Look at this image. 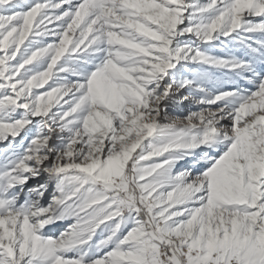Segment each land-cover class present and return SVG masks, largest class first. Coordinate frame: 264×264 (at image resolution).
<instances>
[{
    "label": "snow or ice",
    "instance_id": "1",
    "mask_svg": "<svg viewBox=\"0 0 264 264\" xmlns=\"http://www.w3.org/2000/svg\"><path fill=\"white\" fill-rule=\"evenodd\" d=\"M0 264H264V0H0Z\"/></svg>",
    "mask_w": 264,
    "mask_h": 264
},
{
    "label": "rangeland",
    "instance_id": "2",
    "mask_svg": "<svg viewBox=\"0 0 264 264\" xmlns=\"http://www.w3.org/2000/svg\"><path fill=\"white\" fill-rule=\"evenodd\" d=\"M51 27V26H50ZM46 87V86H45ZM52 231H55V229H52Z\"/></svg>",
    "mask_w": 264,
    "mask_h": 264
}]
</instances>
